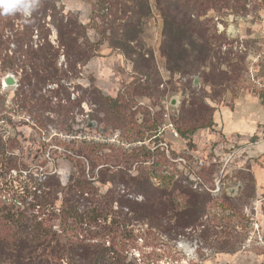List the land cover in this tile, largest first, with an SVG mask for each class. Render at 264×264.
<instances>
[{
    "label": "rangeland",
    "instance_id": "rangeland-1",
    "mask_svg": "<svg viewBox=\"0 0 264 264\" xmlns=\"http://www.w3.org/2000/svg\"><path fill=\"white\" fill-rule=\"evenodd\" d=\"M94 1L57 0L56 8L59 16L71 12L89 25ZM148 3L146 16L131 8L123 11L120 4L104 11L118 25L117 38L122 33L133 37L128 49L104 42L79 73L67 72L61 84L50 83L41 91L50 108L69 96L74 103L69 112L45 111L39 124L28 113L15 112L13 99L22 98L15 97L18 86H6L2 78L12 73L18 83L22 69L0 68V96L6 98L5 110L0 108V207L5 203L30 219L47 218L49 200L42 199L44 188L35 187L49 175L66 183L72 159L82 160L88 173L91 162L84 153H96V172L107 165L115 171L127 155L137 151L145 160L149 150L150 160L143 164L158 163L155 186L168 185L162 177L181 171L195 181L193 188L203 183L201 189L214 199L182 232L145 221L130 226L131 235L106 238L110 264H264V238L262 244L258 238L264 235V0H189L188 7L175 0ZM8 18L0 15V27ZM49 26L57 45L56 30ZM87 35L91 41L99 37L93 26ZM34 39L36 45L37 33ZM202 49L206 59L198 61ZM64 62L61 55L58 66L65 68ZM90 84L105 96L119 97L122 119L94 103ZM199 110L213 125L196 130L190 142L179 135L175 122ZM136 167L130 171L137 173ZM175 197L177 213L184 198L178 191ZM60 204L59 195L55 207ZM113 209L122 210L117 203ZM171 215L173 226L179 220ZM113 218L109 215L107 222ZM79 251L70 254L71 264H88L86 253Z\"/></svg>",
    "mask_w": 264,
    "mask_h": 264
},
{
    "label": "trees",
    "instance_id": "trees-1",
    "mask_svg": "<svg viewBox=\"0 0 264 264\" xmlns=\"http://www.w3.org/2000/svg\"><path fill=\"white\" fill-rule=\"evenodd\" d=\"M56 1L35 0V8L30 15L24 16L16 12L0 27V68L4 71L22 69L19 85L15 89V97L22 98L21 101L13 99L15 112L28 113L37 124L42 122L45 111L63 109L69 112L72 109L70 106L74 105L69 96H66V103L63 104L60 100L55 103L54 108H50L45 100L46 94L41 92L45 86L50 83L61 84L60 81L68 77L67 72L79 73L90 59L97 56L104 42L118 45L119 48H129L133 37L127 38L122 33L117 38L118 25L113 21L109 22L108 13L104 11H115L117 4H120L123 11H130V8L131 11H142L140 16H146L150 11L148 0H127V3L124 0L116 3L113 0H95L91 11L92 23L85 25L74 13L65 15L60 11L59 16ZM188 1L175 0L187 7ZM47 17H50V21H47ZM17 19L20 22H16ZM98 19L102 22L100 26L97 25ZM108 22L110 27H105ZM49 24L56 30L57 45L50 40ZM90 26L98 33L99 37L95 41H91L87 35ZM6 27L9 28L10 35L6 34ZM35 33L38 34L36 45ZM11 44L14 45L13 49ZM202 52L204 53L203 49L198 61L206 59ZM61 55L65 59V68L58 66ZM219 80L224 81L222 76ZM88 89L94 97V103L107 106L109 112H113L119 119L123 118V106L119 103V97L115 99L105 96L92 84ZM5 101L6 98L0 96L2 111L5 110ZM6 119L10 121L8 117ZM189 121L193 126L189 125ZM175 123L179 135L191 142L194 132L211 128L213 120L211 117L207 119L199 110L189 120L182 114ZM14 140L15 138H11L10 142ZM74 149L73 147L72 150ZM151 153L146 150L143 154L146 159L143 160L139 152L135 151L117 164L122 166L115 171L107 165L96 172L97 165L93 161L96 153L95 156L92 152L84 153L85 158L91 162L88 173L82 160L72 159L73 170L66 183L49 175L35 187V191L44 188L41 190L42 199L49 200L47 204L51 209L46 214L47 218L38 216L30 219L23 212L4 203L0 207V264H71L70 254H78L80 249L87 255L86 263L110 264L105 254L109 248L106 246V238H111L112 241L115 235L133 234L130 226L136 222L146 221L151 226L168 231L176 226L178 232L196 223L204 215L207 202L214 198L201 189L203 183H198L199 186L193 188L195 181L189 180L181 171L162 177L168 185L155 186L152 179L156 177L155 168L158 163L153 160L149 165L143 164L150 160ZM69 158L71 159L70 156ZM99 159L102 161V156ZM104 160L106 164L110 161L108 155ZM135 163L137 173L130 171ZM197 176L199 179L204 178L203 174ZM106 184H110V187L103 191L101 186ZM177 191L183 196L184 204L182 211L174 213ZM59 195L61 204L57 209L55 200ZM115 203L122 208L121 211L113 209ZM124 208L128 209L127 212ZM111 214L114 218L108 223ZM171 214L177 215L179 220L173 226ZM163 221H166V225ZM83 252L80 254H84ZM113 263L125 264L121 260Z\"/></svg>",
    "mask_w": 264,
    "mask_h": 264
},
{
    "label": "clouds",
    "instance_id": "clouds-1",
    "mask_svg": "<svg viewBox=\"0 0 264 264\" xmlns=\"http://www.w3.org/2000/svg\"><path fill=\"white\" fill-rule=\"evenodd\" d=\"M35 8V0H0V15H12L16 12L30 15Z\"/></svg>",
    "mask_w": 264,
    "mask_h": 264
},
{
    "label": "water",
    "instance_id": "water-1",
    "mask_svg": "<svg viewBox=\"0 0 264 264\" xmlns=\"http://www.w3.org/2000/svg\"><path fill=\"white\" fill-rule=\"evenodd\" d=\"M2 82L6 85V86H18L17 80L15 78V76L12 73H8L6 74L3 78H2ZM171 104L175 105L176 104V97H173L171 99Z\"/></svg>",
    "mask_w": 264,
    "mask_h": 264
},
{
    "label": "built area",
    "instance_id": "built-area-1",
    "mask_svg": "<svg viewBox=\"0 0 264 264\" xmlns=\"http://www.w3.org/2000/svg\"><path fill=\"white\" fill-rule=\"evenodd\" d=\"M202 163V162H201ZM258 238H259V241L261 242V244L263 243V238H264V235H258Z\"/></svg>",
    "mask_w": 264,
    "mask_h": 264
},
{
    "label": "crops",
    "instance_id": "crops-1",
    "mask_svg": "<svg viewBox=\"0 0 264 264\" xmlns=\"http://www.w3.org/2000/svg\"><path fill=\"white\" fill-rule=\"evenodd\" d=\"M240 108V107H239ZM241 109V108H240Z\"/></svg>",
    "mask_w": 264,
    "mask_h": 264
}]
</instances>
